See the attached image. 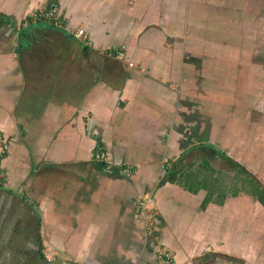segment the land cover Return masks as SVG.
<instances>
[{"label": "crops", "instance_id": "1", "mask_svg": "<svg viewBox=\"0 0 264 264\" xmlns=\"http://www.w3.org/2000/svg\"><path fill=\"white\" fill-rule=\"evenodd\" d=\"M11 3L0 0V264H250L264 175L217 140L237 137L216 105L218 54L180 55L170 32L138 41L127 4L110 23L90 0ZM27 10L53 18L18 22ZM143 197L158 212L150 231Z\"/></svg>", "mask_w": 264, "mask_h": 264}, {"label": "rangeland", "instance_id": "2", "mask_svg": "<svg viewBox=\"0 0 264 264\" xmlns=\"http://www.w3.org/2000/svg\"><path fill=\"white\" fill-rule=\"evenodd\" d=\"M11 1L5 0V9L11 8L14 12H17ZM90 1L89 11H94V8L97 7V12L100 14H105L106 12L108 14L106 20L110 23L117 20L110 13L118 16L120 14L118 13L120 3L128 5L129 8L125 6V9L141 14L138 17V27L142 31L136 35L138 41L143 36L146 37L148 35H153L155 42L161 41L162 38L163 40L165 39L163 37L164 34L170 32L171 45H174L173 43L176 41H183L184 43V48L180 51V55L183 52V56L187 57L201 56L209 58L208 55L210 53H217L218 60L225 65V67L218 68L219 73L223 76L220 78L219 86L222 89H227V92H221L219 89L216 105L219 113H224L226 117H231L226 123L230 125L231 121H233L236 125L235 128H237L235 131L237 137L229 138V136H226L217 140L222 143L221 149L224 152L229 156H236L244 166L247 165L249 167L250 172L257 178L258 174L260 176L264 175V0ZM151 4L152 9H149ZM91 13L93 12L91 11ZM35 14L36 12L27 10L24 16L14 17L20 22L24 18H34ZM147 16V20L150 17L152 18L149 19L150 24L146 26L147 20L144 17ZM107 28L109 29V26ZM113 33L114 31L112 30L108 35L112 36ZM11 37L8 40L5 39V48H7V43L10 42ZM87 37L90 39L88 35ZM88 39L83 40L88 43ZM3 41L4 39L0 42V46L2 43L4 44ZM135 51V53L143 52L150 55L149 53L154 50L136 49ZM104 54L107 55L108 53ZM132 54L134 55V52L130 53V55ZM175 55L177 54L175 53ZM98 56L92 55L93 58H99L95 60L96 64L103 62L102 60L105 58H100V56H103L102 54ZM248 89L250 90L246 92ZM250 91L251 96L249 101H247L245 93L250 94ZM235 128L233 127L234 130ZM211 164L212 167H221L220 163L217 164L214 161H211ZM223 168L226 169L225 166ZM227 168H229V165ZM200 172L207 171L200 169ZM124 173L128 175L127 172ZM260 178L261 180L259 181L264 187V176ZM253 185L254 182L251 181L250 186ZM254 188L253 186L252 189ZM141 200L138 201V220L141 227L145 229L142 225V210L141 212L139 211ZM255 201L257 200H250L249 207L250 217L256 219L257 210L262 212L264 209L254 208ZM153 204V200H150L149 203L147 202V210L149 216L152 215L157 220L158 212ZM250 236V244L248 248H245L244 253L247 249V257L254 258H250V264H264V234L262 235L261 232L259 233L251 226ZM161 253H164V251L162 250ZM257 253L260 256H257Z\"/></svg>", "mask_w": 264, "mask_h": 264}, {"label": "built area", "instance_id": "3", "mask_svg": "<svg viewBox=\"0 0 264 264\" xmlns=\"http://www.w3.org/2000/svg\"><path fill=\"white\" fill-rule=\"evenodd\" d=\"M35 18L36 19H40V20H42V19H50V18L52 19L53 18V14L50 13V12L49 13L41 12L39 14H36ZM73 35L75 36V38L88 39L87 33L83 29L77 30L75 33H73ZM130 66H133V64H130ZM2 153H5V149L4 148H2ZM104 164H105L106 170L112 172L113 164H112V162H110V160L107 157L105 158ZM1 179H2V177H1V174H0V181H1ZM150 200H151V198H142V200L139 203V211L141 212V210H142L141 216L143 217L142 225L145 227L146 230H152V227H154L155 223H156L155 218H153L152 215L149 216V214H148L146 203L147 202L149 203ZM146 214H147L148 218H147Z\"/></svg>", "mask_w": 264, "mask_h": 264}, {"label": "trees", "instance_id": "4", "mask_svg": "<svg viewBox=\"0 0 264 264\" xmlns=\"http://www.w3.org/2000/svg\"><path fill=\"white\" fill-rule=\"evenodd\" d=\"M3 18H4V17H3ZM32 18H33V17H32ZM32 18L30 17V18H28V20H29V21H32ZM6 20L8 21L9 18H6V17H5V21H6ZM28 20H27V21H28ZM21 43L24 44L25 41L22 40ZM261 201H263V203H264V200H261Z\"/></svg>", "mask_w": 264, "mask_h": 264}, {"label": "water", "instance_id": "5", "mask_svg": "<svg viewBox=\"0 0 264 264\" xmlns=\"http://www.w3.org/2000/svg\"><path fill=\"white\" fill-rule=\"evenodd\" d=\"M9 30H11V29H13V27L11 26V24H9V28H8Z\"/></svg>", "mask_w": 264, "mask_h": 264}, {"label": "flooded vegetation", "instance_id": "6", "mask_svg": "<svg viewBox=\"0 0 264 264\" xmlns=\"http://www.w3.org/2000/svg\"><path fill=\"white\" fill-rule=\"evenodd\" d=\"M105 167V166H104ZM113 168H114V166H113ZM116 171V170H115ZM126 172H127V170H125Z\"/></svg>", "mask_w": 264, "mask_h": 264}]
</instances>
